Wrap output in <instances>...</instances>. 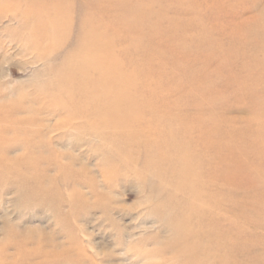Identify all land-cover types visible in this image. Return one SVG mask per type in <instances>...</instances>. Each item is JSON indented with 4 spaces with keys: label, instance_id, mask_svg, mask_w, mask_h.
<instances>
[{
    "label": "rangeland",
    "instance_id": "374dc122",
    "mask_svg": "<svg viewBox=\"0 0 264 264\" xmlns=\"http://www.w3.org/2000/svg\"><path fill=\"white\" fill-rule=\"evenodd\" d=\"M0 264H264V0H0Z\"/></svg>",
    "mask_w": 264,
    "mask_h": 264
},
{
    "label": "bare ground",
    "instance_id": "6f19581e",
    "mask_svg": "<svg viewBox=\"0 0 264 264\" xmlns=\"http://www.w3.org/2000/svg\"><path fill=\"white\" fill-rule=\"evenodd\" d=\"M73 74H74V73L72 72L71 76H72ZM74 76H75V74H74ZM74 76H73V77H74ZM70 80H72V79L70 78ZM85 80H86V79H85ZM89 98H90V97H89ZM139 139H140V138H139ZM137 140H138V139H137ZM188 163H189V162H188ZM196 225H197V224H196Z\"/></svg>",
    "mask_w": 264,
    "mask_h": 264
}]
</instances>
